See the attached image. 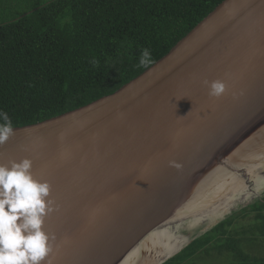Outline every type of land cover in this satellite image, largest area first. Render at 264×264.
I'll list each match as a JSON object with an SVG mask.
<instances>
[{
	"label": "water",
	"instance_id": "1",
	"mask_svg": "<svg viewBox=\"0 0 264 264\" xmlns=\"http://www.w3.org/2000/svg\"><path fill=\"white\" fill-rule=\"evenodd\" d=\"M204 80L228 91L211 98ZM14 131L0 163L31 159L52 185V264H115L153 229L225 202L194 201L220 175L264 160V0H225L115 93Z\"/></svg>",
	"mask_w": 264,
	"mask_h": 264
},
{
	"label": "trees",
	"instance_id": "2",
	"mask_svg": "<svg viewBox=\"0 0 264 264\" xmlns=\"http://www.w3.org/2000/svg\"><path fill=\"white\" fill-rule=\"evenodd\" d=\"M224 1L55 0L0 24V111L21 128L111 95ZM144 49L153 62L138 67ZM248 202L199 223L164 264L219 263L226 254L227 264H264V190Z\"/></svg>",
	"mask_w": 264,
	"mask_h": 264
},
{
	"label": "clouds",
	"instance_id": "3",
	"mask_svg": "<svg viewBox=\"0 0 264 264\" xmlns=\"http://www.w3.org/2000/svg\"><path fill=\"white\" fill-rule=\"evenodd\" d=\"M152 62L151 51L144 49L138 67ZM203 84L209 87L211 98L218 99L228 91L222 80H204ZM14 135L11 118L0 111V147ZM172 166L180 167L176 162ZM32 169L33 161L28 158L0 163V264H52L49 257L56 238L45 232L44 225L57 207L50 199L52 185L36 179Z\"/></svg>",
	"mask_w": 264,
	"mask_h": 264
},
{
	"label": "bare ground",
	"instance_id": "4",
	"mask_svg": "<svg viewBox=\"0 0 264 264\" xmlns=\"http://www.w3.org/2000/svg\"><path fill=\"white\" fill-rule=\"evenodd\" d=\"M252 152H254V149ZM245 169L249 172L247 173ZM245 169V175L241 173L243 171L242 168L237 169L236 167L233 171H230V173L223 176L220 175L221 177L219 176L218 179L215 180V183L213 184L214 186H211L212 188H210V192L206 190L208 191L207 193L205 191L200 193L196 196L194 201L198 202L199 200L205 199L206 194H209V197H207L212 198L213 200L214 197L217 198L221 195L225 196L228 200L230 195H232L235 191H241L243 188H246L248 183L255 180L257 181L258 179V181H261L262 175L260 174L264 172V160L260 165L250 162L245 166ZM263 188L264 185L261 189ZM226 193L228 194L226 195ZM203 194L205 195L201 196ZM215 202L216 204H219L220 200ZM177 226L178 225L176 224H168L153 229L152 232L147 233L136 243H133L128 251L125 252L127 255L123 257L121 256L118 262L117 260H113L114 257L112 260L115 264H154L156 261H160L163 256H169L170 253L174 251L175 246L179 245L180 239L183 240V238H181L182 234L180 233L179 228L177 232ZM186 227H188L187 224L184 228ZM183 237L187 240L186 237L188 236Z\"/></svg>",
	"mask_w": 264,
	"mask_h": 264
},
{
	"label": "rangeland",
	"instance_id": "5",
	"mask_svg": "<svg viewBox=\"0 0 264 264\" xmlns=\"http://www.w3.org/2000/svg\"><path fill=\"white\" fill-rule=\"evenodd\" d=\"M23 1L27 2V0H23ZM45 1L46 0H44V2ZM49 1L50 0H48V2ZM39 2H42V1H39ZM41 5H42V3H41ZM21 6L22 5L20 4L19 7H21ZM14 9H15V5L13 4L12 0H0V19L3 18L4 14H6L5 15L6 17H9L10 12L14 11ZM4 20H10V18H5ZM260 175H262V177H261L262 182L258 181L259 180L258 179L257 181H253L251 183H248L246 188H243L241 191L240 190L235 191L232 195L229 196L230 198L228 197L229 198L228 200L224 199L225 202H223L222 204L219 203L218 205L211 207V209H209V211L202 214L201 216L191 218V219L179 224L177 226V232H178V228H179L180 233L182 234L181 238H183V240L180 239L179 245L175 246L174 251L171 252L170 255L175 254L176 252L181 250L186 245V243L188 242V238L186 237L187 238V240H186L183 236H186V235L189 236V233H192L196 229V228H192V227H196L199 223H203L204 221H208L209 219H212V218L215 219V217H217L219 214H221L225 210L232 209L234 206H238V207L245 206V203H247L249 200L251 202V199L257 197L258 194L264 190V188L261 189L264 185V179H263L264 178V172L261 173ZM240 223L241 222H239L238 224H240ZM186 224L188 225V227L184 228ZM185 230L187 232H184ZM194 234L201 235L202 232L201 231L200 232L195 231ZM248 236H249V233H248ZM250 244H248V245H250ZM215 250L217 252H219L218 249H215ZM217 252H215L213 257H218ZM220 258H221L220 262L223 261V264H227L228 260H230L232 258V256L229 254H226V256H223V257L221 256ZM215 261H216L215 259H213L212 261L209 260L207 264H209L210 262H215ZM203 264H204V262H203Z\"/></svg>",
	"mask_w": 264,
	"mask_h": 264
},
{
	"label": "crops",
	"instance_id": "6",
	"mask_svg": "<svg viewBox=\"0 0 264 264\" xmlns=\"http://www.w3.org/2000/svg\"><path fill=\"white\" fill-rule=\"evenodd\" d=\"M42 1V2H39ZM55 1V0H50L48 2V0H46L44 2V0H27V2L23 1V0H12L13 4L15 5V9L14 11L10 12V16L6 17L4 14L3 18L0 19V24H6L9 22H13L29 13H31L32 11L47 5L48 3ZM42 3V5H41ZM22 5L21 7H19V5ZM5 18H10V20H4ZM209 264H219L218 262H212Z\"/></svg>",
	"mask_w": 264,
	"mask_h": 264
}]
</instances>
